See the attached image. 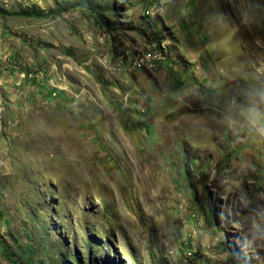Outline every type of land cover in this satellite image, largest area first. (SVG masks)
Wrapping results in <instances>:
<instances>
[{
  "label": "rangeland",
  "instance_id": "374dc122",
  "mask_svg": "<svg viewBox=\"0 0 264 264\" xmlns=\"http://www.w3.org/2000/svg\"><path fill=\"white\" fill-rule=\"evenodd\" d=\"M71 1L0 0V264H264V0Z\"/></svg>",
  "mask_w": 264,
  "mask_h": 264
},
{
  "label": "trees",
  "instance_id": "16d2710c",
  "mask_svg": "<svg viewBox=\"0 0 264 264\" xmlns=\"http://www.w3.org/2000/svg\"><path fill=\"white\" fill-rule=\"evenodd\" d=\"M68 2H69L68 6H65V8H69L71 6L76 5V3H74L71 0H68ZM95 8L97 9V6H95ZM2 12H5V15L6 14L29 15L30 12H32V11H29V9H23V11H18V12H7L4 10ZM42 12L43 11L41 9H38V11H36V13H34V14L40 15ZM100 23L103 24V21ZM201 174H203V173H201ZM204 176H205V174H204ZM207 180H208V178H207V176H205L202 180L204 182H202V183L200 182V184H199L200 188H201V192L203 193V198H204V199H201V197H198L199 198V204L202 205L203 207L205 206V208H206L205 210H207L208 216L209 215L215 216L214 208H213V205L211 204L212 197L210 194V187L207 185ZM216 180H217V175H215L214 178L212 179V181L210 182V186L212 188L215 187V181ZM189 185L191 187L194 186L192 183ZM194 191L196 193V196H198L197 187H194ZM252 205H253V202L249 206H252ZM243 215H244V213L239 215L238 219H240ZM225 230H226V228H225ZM231 238L232 237H230V236L228 237V235H227V237H225L222 240V245L225 248L226 253H227V263L228 264H248V259L246 257V253L241 248L240 242L236 239H231Z\"/></svg>",
  "mask_w": 264,
  "mask_h": 264
}]
</instances>
